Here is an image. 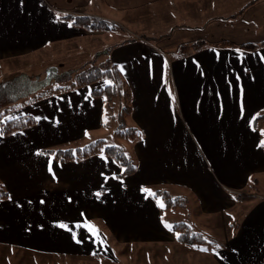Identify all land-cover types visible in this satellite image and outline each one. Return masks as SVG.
Instances as JSON below:
<instances>
[{
	"label": "crops",
	"instance_id": "0c3cea01",
	"mask_svg": "<svg viewBox=\"0 0 264 264\" xmlns=\"http://www.w3.org/2000/svg\"><path fill=\"white\" fill-rule=\"evenodd\" d=\"M245 2L0 0V62L59 46L64 55L52 68L61 64L63 73L110 59L129 86L132 125L144 132L131 176L120 178L119 165L101 154L58 162L44 151L104 141L105 106L91 96L95 86L68 80L34 90L29 83L25 94L7 86L15 94L0 97V114L31 115L34 125L0 133V182L8 194L0 201L1 249L63 257L62 264H119L122 246L165 249L153 264H264V140L257 126L264 121V0ZM151 7V15L173 12V32L156 44L118 40L130 15ZM69 13L107 19L117 30L87 32L59 19ZM103 35L101 45L85 48L88 38ZM28 95L34 100L24 103ZM161 185L186 199L178 211L188 220L163 219L166 208L151 188ZM247 190L250 198L238 205L235 197ZM212 221L225 224L220 230ZM176 223L199 227L211 240L200 248L178 245L190 256L168 260Z\"/></svg>",
	"mask_w": 264,
	"mask_h": 264
},
{
	"label": "rangeland",
	"instance_id": "374dc122",
	"mask_svg": "<svg viewBox=\"0 0 264 264\" xmlns=\"http://www.w3.org/2000/svg\"><path fill=\"white\" fill-rule=\"evenodd\" d=\"M244 2H245V0H243V3ZM246 3H247V1L245 2V4ZM151 10H152V7L150 9H147V8L143 9V11H141L140 13L138 11L132 13L130 15V22L131 23L123 25L125 27H124V29H121L123 31L120 34L118 40H125V39L140 38L141 37V38L147 39L150 42L156 44L158 42V39H160L162 36L165 37L167 34L173 32L175 26H177L179 24L177 19L174 17L173 12H171L172 17L170 18V16L167 13L162 14L161 10H159V9H156V14L151 15V13H152ZM141 18L146 19L148 22L143 24L144 21L140 22ZM144 27H148V28L141 29ZM114 30H117V26ZM114 30H112V31H114ZM104 38H105L104 35L100 36V37L99 36L91 37V38H88L85 42H83V44L86 45L85 48L98 47V44L101 45L102 42H100V41ZM180 48H181V52H183V53L186 52V49H187L186 46L183 45ZM188 48L191 49L192 46L190 47V45H189ZM50 49L51 48L41 49V50L33 53L32 56L28 55V56L15 57V58H9V59L7 58V59L3 60L2 62H0V86L6 85L5 88L0 87V97H3V100L5 98L12 97L15 94L14 93L15 90H13V89L5 90L7 88V86H9V87L18 86L17 90H20L19 88L23 87L22 88L23 89L22 92H24L23 94H25V92L29 90L27 88V85L29 83H31V86L34 87V90L36 87H38L40 90V89H42V87L44 85L45 86L43 89H47L48 87L53 86L54 83L58 81V78L66 79V76H65L66 74L67 75L70 74L71 75L70 77L72 78L74 74H77L81 71H86L88 68H90L94 65L98 66V65H100V63L105 61V60H103L104 58H100V60L98 61L97 60L98 57H95L96 63L91 64V65L89 63H87V64L82 66V69H79L77 71H71L68 73L60 72L62 65L58 64L56 66V69L54 68L55 72H53L54 69L52 68V65H53L52 63L56 64L57 61L61 60L60 57L62 55H64V53H63L64 48L62 46H59L57 48H54L53 51H51V52H50ZM75 59H78V58H75ZM166 60L169 63L172 60L171 55L166 54ZM77 62H78V60H77ZM63 67H65V66H63ZM1 76L4 78H1ZM57 76H59V77H57ZM167 76H168L167 81L169 82V80H170L171 86H173V82H172V79L170 77L169 72H168ZM65 82H68V81H65ZM102 85H103V82H100V83H97L95 85V87H100ZM17 90H16V94H17ZM34 92H36V91H34ZM30 94H32V93H30ZM29 99L34 100V96L32 97L31 95H28L22 101L24 103H28L30 101ZM111 116H112V114L108 110L105 109L104 123L106 124V128L104 130L105 133L103 136L105 145L122 147L124 149V152L132 158V160L135 162V164L138 165V158L135 154V144L144 138V132H143L142 128H140L138 125H136V126L132 125V124H134L133 123L134 120L132 121V118H131L132 116L130 115V116L126 117V119H125V126L135 128L138 133L136 134L135 138L132 139L131 141H125L124 139L117 138L114 135V130H115V128L118 127L119 122ZM4 118H6V116ZM257 126H258L259 130L262 131V136H263V140H264V121H259ZM78 146H82V145H78ZM76 147H77V145H76ZM73 148H75V146ZM250 185H254V184L251 183ZM151 188H152V191L154 192L156 190H160L159 188H161L163 190L171 189V186L161 185L159 187L158 186L157 187L152 186ZM163 190H160V191H163ZM249 192L250 191L247 190V191H245L244 194H241V196L239 195L238 199L235 198L238 202V205L243 206L244 205L243 202L245 200H247L248 198H250L249 195H247V193H249ZM170 194L168 195L169 198L171 200H174L176 198L175 192L172 190V193L170 192ZM158 202L163 204V197L161 195L158 196ZM185 204H186L185 198H182L179 201L174 202V203L172 202L171 203V206H172L171 210H169V209H167V210L163 209L162 210L163 219L166 220V222H168V223H170L171 221L175 223V222H181V221L188 220L186 213L178 211V209L184 208L186 206ZM179 205H180V207H179ZM233 211L239 213V210H237V209H233ZM232 213H234V212H232ZM197 218L199 219V216ZM226 220H228V217L225 219V222H226ZM184 224H186V223H184ZM224 224L225 223L222 221L221 222L212 221V223H211V225H214L215 227L217 226L220 230L222 229ZM187 226H188V229L184 230L182 228L181 233L184 235L185 240L190 245H183V244L178 243V241L176 240V236H175L176 244H175V242L168 244L170 251H171V252H169V254L167 253L168 260L174 261L175 260L174 256H176V255L178 257H181V258H183V256H184V258H187L188 256H190L187 253L186 249L182 248V250H179L178 245H181L183 247H190V248H192V247L200 248V247H203V245H207V242H209V240H211L208 236H205V234L203 235L202 233H200L198 231L199 227L189 226V225H187ZM212 230H214V229H212ZM212 239H213V237H212ZM122 247L123 248L120 249V253H118L116 255V257H118L117 258L118 261L120 262L119 264H147L146 261H147L148 254H146V253H149V252H150V263L153 264L154 263L153 261L161 260V257L164 258V256H165L164 252H166L165 249L163 251L159 247L154 248V249L151 248V250H149V251L142 248V246H131V247L122 246ZM175 247H177V248H175ZM175 251L177 252V254H175ZM182 251H183V255L179 254ZM159 256H160V258H158ZM185 256H187V257H185ZM66 262L69 263V262H73V261H66ZM74 262H76V261H74ZM62 263H65V261L63 260V257H53V256H48V255H43V254L34 255V254L21 253V252L9 253L8 250L0 248V264H62ZM70 264H77V263H70Z\"/></svg>",
	"mask_w": 264,
	"mask_h": 264
},
{
	"label": "trees",
	"instance_id": "16d2710c",
	"mask_svg": "<svg viewBox=\"0 0 264 264\" xmlns=\"http://www.w3.org/2000/svg\"><path fill=\"white\" fill-rule=\"evenodd\" d=\"M59 19L67 21L72 26L81 28L87 32H111L116 28L115 23L91 15L69 13L60 16ZM201 44V42L194 43L192 47L198 48ZM255 47L256 45H245L247 50H253ZM178 55H184V53L181 52V48L178 51ZM68 75H65L66 79L58 78L57 82L60 83L69 80V86L71 87L95 86L97 83L103 82L102 86L95 87L91 90V96L101 98L104 102L105 109L108 110L112 114V117L119 122L118 127L114 130V135L117 138L124 139L125 141H131L135 138L138 133L137 130L133 127L125 126L126 117L130 116L132 113L131 92L126 80L121 75L119 67L114 62L107 59L98 66L94 65L86 71L74 74L72 78L70 77V74ZM63 85H59L58 90H60L59 88H62ZM8 114V111H3L2 114H0V133L2 135H9L34 125V118L31 115H23L6 120L4 117H7ZM44 153L52 154L53 157L61 163L80 161L93 155L101 154L112 158L119 165L120 178L131 176L136 170L135 162L124 152L122 147L107 146L103 140H96L71 149L47 150L44 151ZM160 195L163 197V205L166 209H171L172 202L174 203L182 199L176 197L174 200H171L166 191L157 190L154 192V197L157 199ZM7 197V191L0 182V201L7 199ZM235 198L238 199L239 195ZM182 228L187 230L188 226L184 223H176L173 225L172 230L176 235V240L180 244L190 245L181 233Z\"/></svg>",
	"mask_w": 264,
	"mask_h": 264
}]
</instances>
